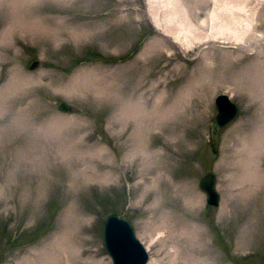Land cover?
<instances>
[{
	"label": "rangeland",
	"instance_id": "374dc122",
	"mask_svg": "<svg viewBox=\"0 0 264 264\" xmlns=\"http://www.w3.org/2000/svg\"><path fill=\"white\" fill-rule=\"evenodd\" d=\"M181 1L209 32L215 2ZM234 2L245 45L186 48L149 0H0V264H112V213L147 264H264V0ZM220 93L239 110L215 154ZM208 171L218 206L198 187Z\"/></svg>",
	"mask_w": 264,
	"mask_h": 264
},
{
	"label": "bare ground",
	"instance_id": "6f19581e",
	"mask_svg": "<svg viewBox=\"0 0 264 264\" xmlns=\"http://www.w3.org/2000/svg\"><path fill=\"white\" fill-rule=\"evenodd\" d=\"M213 1L215 2L216 6H214L213 9L211 10L208 19L210 20L209 23H211L210 25L208 24L210 27L209 32H204L200 27L196 26L193 23L191 18L188 16L186 9L182 4L181 0H149V4H150L149 14L152 22L155 23L156 27L158 28L162 27L166 32V35L171 37L174 40V42L176 43L178 42L181 47H183L181 45L183 44L186 48H188L192 46L194 43H201L207 41L210 37H212L211 40H216L219 37H222L225 40L226 39L225 37H227L228 40L226 41L230 40L237 45L238 44L245 45V41H244L245 38L251 36L253 33L252 25L247 23L249 21V17L247 16V14L244 12L243 9V7L246 4V0L245 1L238 0V2H236L235 4V8L237 7L239 8V10L245 13V14L243 13V16L234 15L233 14L234 8L232 9V7L231 9L223 12L224 7H226L227 5L231 6L232 3H235L234 1L237 0H218V2L217 0H213ZM156 5L158 6L155 7ZM158 7L160 9L162 8L164 11L163 18L162 17L159 18L158 14L156 13ZM201 21L203 24V20ZM72 89L73 91H77V88L75 89L72 87ZM135 103L137 105V101H135ZM62 112L67 113V111H62ZM136 112H137L136 107L134 108L132 104H128L126 105V109L124 111V117L130 118L137 116ZM219 113L220 115H226L229 113V108L228 107L219 108ZM255 147H258L257 149L264 147V132H262L260 136H258L257 139L255 140ZM115 237H116L115 240L117 246L119 248H122L121 244L122 241L124 240L123 236L116 234ZM44 253L47 256L51 255V253L48 250H46ZM127 255H128L127 253L122 254V260H121L122 264L132 263L130 262L129 259H126V257H128ZM109 257L111 258L110 255ZM48 260H49V264L53 263L51 257H48Z\"/></svg>",
	"mask_w": 264,
	"mask_h": 264
},
{
	"label": "water",
	"instance_id": "95a60500",
	"mask_svg": "<svg viewBox=\"0 0 264 264\" xmlns=\"http://www.w3.org/2000/svg\"><path fill=\"white\" fill-rule=\"evenodd\" d=\"M214 102L216 110L209 122V146L211 152L216 154L219 150L222 133L238 116V107L224 93L217 95ZM223 107L229 108L228 114L220 115L219 108ZM58 108L60 111L67 112L71 109L67 103H61ZM198 187L206 195L207 204L218 206L220 195L216 188V177L212 171L206 172L200 178ZM116 234L124 238L121 244L122 248H119L116 244ZM103 242L107 254L112 258V264H122V254L125 253L128 254L126 259L132 262L130 264H147L148 262V252L142 242L136 237L133 226L129 221L118 217L116 214L109 215L105 220Z\"/></svg>",
	"mask_w": 264,
	"mask_h": 264
}]
</instances>
